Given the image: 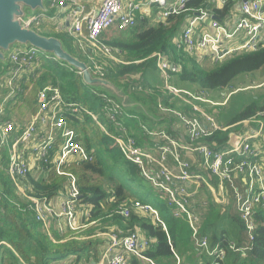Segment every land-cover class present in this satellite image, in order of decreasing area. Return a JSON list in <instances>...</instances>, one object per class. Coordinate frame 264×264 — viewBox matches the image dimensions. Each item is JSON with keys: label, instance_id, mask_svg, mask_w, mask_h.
<instances>
[{"label": "trees", "instance_id": "obj_1", "mask_svg": "<svg viewBox=\"0 0 264 264\" xmlns=\"http://www.w3.org/2000/svg\"><path fill=\"white\" fill-rule=\"evenodd\" d=\"M240 1L242 0H226L224 6L218 8L212 0H189L186 8L193 12L199 9L205 10L217 22L224 24L235 8L236 2ZM188 15L189 12L169 15L165 20L155 24L147 23L144 17H136L133 27L120 31L116 36L104 38L107 32L102 34L101 41L112 50L114 57L119 61L118 63L104 61L103 78L122 88L133 100L143 103L152 112L154 108L161 112L159 106H162L201 120V115L190 107L178 109L174 98L166 91H162L160 86L157 88L151 86L150 77L157 71L156 58L152 55L164 54L169 62L179 67V71L172 74L169 80L172 87L183 88L182 83H187L197 91L208 93L211 90L231 86L240 75L251 74L264 66V46L260 45L249 52L234 53L213 63L211 68L203 66L197 62L199 60L197 57L186 56L183 50L173 43ZM114 32L117 33L115 30ZM62 36L67 51L86 63V56L74 47L72 39L66 34ZM41 59L42 62H39L34 72L24 76L18 83L15 96L5 104L0 122L12 121L15 126L25 125L37 109V94L47 87L57 89L65 101L87 110V114L68 113L66 120L68 128L76 131L78 143L92 158L88 161L71 160L73 162L70 164L68 162L61 170L75 178L79 192L77 206L84 208L83 212L89 208V216L85 217L84 214L81 216V228L78 224L76 230H71L66 224L63 225L61 234L51 232L50 223L44 228L36 220L31 203L20 196L2 170L7 167L9 160V152L5 149L0 154V264H53L72 256L76 257L77 263L81 261L89 263L90 259H94L97 248L103 243L95 238L82 240L81 237L104 229L105 226H114L117 230H121L120 236L139 233L144 238L152 240L148 249L137 255H128L126 264L195 263L192 254L197 256L199 252L194 246L195 241L186 216L176 218L173 215L172 204L161 199L149 186L150 192L155 194L157 201L149 202L138 196L135 192L148 184L140 176L137 167L123 158L113 141L100 132L99 128L94 130L87 126L91 119L88 113L91 114L92 110H99L104 117L105 104L100 94H109L104 90L84 85L77 71L66 63L50 55H41ZM7 68V62L4 66L1 65L0 76ZM29 104L31 111L27 115L26 122L22 124L14 122V117L24 116L17 111ZM255 109L251 106L246 107L242 113L233 118L232 123L254 117L258 112ZM259 110L264 111L262 108ZM126 112L134 113L129 110ZM137 114H131L133 118L125 119L124 124L137 126V118L143 119L142 113ZM259 119L264 125V115ZM178 122L180 123L179 120ZM78 124H81L78 129L80 134L75 129ZM87 128L91 130L90 133H87ZM106 129L110 134L116 133L108 121ZM161 130L174 139L169 131ZM130 134L132 135L131 131ZM134 139L138 145L142 140L136 135ZM230 139L229 130H220L200 141L212 150L221 151L229 147ZM259 159L262 164L260 155ZM41 170L44 176L35 179L28 174L22 184L31 187L27 191L29 196L48 203L64 190L67 191L68 177L58 175L52 165L41 166ZM192 171L202 175L216 190L218 180L215 176H211L197 164ZM125 177L131 181L134 191L126 186ZM227 196L233 202L230 190ZM194 201L207 202L206 211L200 216L199 235L208 241L209 248L219 247L224 251V258L217 260V264H264V212L260 207L253 208L251 218L254 229L251 232L252 238L248 240L244 222L233 207L234 202L227 207L214 202L211 191L203 183L194 196ZM136 202L141 207L147 206L156 210L158 218L149 210L133 208L132 205ZM119 208L129 209V216L123 217L117 214ZM227 208L228 212H226ZM228 224L229 227H226ZM113 233L118 234L116 231ZM230 244H234L237 251H231ZM214 260L209 257L204 259L202 264H213Z\"/></svg>", "mask_w": 264, "mask_h": 264}, {"label": "built area", "instance_id": "obj_2", "mask_svg": "<svg viewBox=\"0 0 264 264\" xmlns=\"http://www.w3.org/2000/svg\"><path fill=\"white\" fill-rule=\"evenodd\" d=\"M188 1L177 0L173 5H168V0H102L98 9L88 14L83 12L80 0H55V7L61 9L68 6L72 17L68 36L72 39L74 47L86 56L90 71L101 78L104 61L119 62L112 50L101 41L102 34L111 28L123 31L133 27L137 14L152 7L161 9L162 21L169 15L189 12V19L176 42L177 48L189 56L201 59L206 54L218 62L234 53L249 52L260 45L264 46V0L240 1L238 11L233 13L232 22L224 24L217 22L205 10H188ZM219 2L222 7L226 0ZM48 19L53 21L54 17L49 18L46 13L37 12L29 15L24 21V27L39 29ZM203 22L209 24L206 26ZM240 34H243V39L238 44H233V40ZM41 55L33 47H14L8 53V68L0 76V86L5 90V96L0 102V117L4 114L7 101L15 96L20 80L31 75L39 65ZM152 56L156 58V67L162 78V89L169 96L208 102L205 91L187 92L172 87L169 80L172 74L179 71V67L169 62L164 54L157 53ZM100 96L105 104L104 117L116 133L110 134L99 124L100 128L113 141L123 158L137 167L140 176L158 196L172 204L173 215L176 218L186 216L197 252L206 250L204 254L215 259L213 264L222 260L225 254L219 247L209 248L208 241L199 235L200 216L205 213L207 202L196 203L194 196L202 183L211 191L214 202L225 206L230 203L233 205L234 202L233 207L244 222L246 238H252L253 208L260 207L264 212V165L260 163L259 152L253 149L251 141L263 132L264 125L259 118L264 115V111L249 119V122L255 125L252 131L231 136L227 149L215 151L200 141L216 131H226L220 128L212 117L204 114L198 106L190 108L201 115V120L159 106L162 113H170L180 121L186 140L172 139L163 130H150L139 125L142 133L153 141V149L145 150L138 146L129 128L124 126V120L133 116L124 111L121 104L112 97L104 93ZM68 113L87 114V110L65 101L57 89L47 87L37 94V109L25 125L15 126L12 121L0 122V154L5 149L9 152L7 167L2 170L16 191L31 203L36 220L44 228L59 218L63 219L71 230H76L78 226V188L75 178L65 174L61 168L72 159L88 161L92 157L78 143L76 131L68 128ZM94 119L96 120L95 117ZM168 159L173 162V169L167 165ZM192 160H195L198 167L217 178L216 190L202 175L192 171L195 167ZM47 165L55 167L58 175L68 177L69 187L59 213H55L48 203L29 196L27 191L31 187L22 184L30 170L33 171L36 167L41 169V166ZM229 190L232 192L233 202L227 196ZM132 207L149 210L158 218V212L150 207H141L137 202ZM88 211L89 208H86L83 213L85 217L89 216ZM116 213L128 217L130 210L119 208ZM119 234L121 233H109L100 264H126L128 255H137L148 249L152 242L139 233L126 236ZM229 249L237 251L234 244H230ZM177 262L179 263L178 259Z\"/></svg>", "mask_w": 264, "mask_h": 264}, {"label": "crops", "instance_id": "obj_3", "mask_svg": "<svg viewBox=\"0 0 264 264\" xmlns=\"http://www.w3.org/2000/svg\"><path fill=\"white\" fill-rule=\"evenodd\" d=\"M101 1L102 0H80L79 3L83 7V12L85 14H88L95 12L98 9ZM176 1L177 0H168L167 4L173 5ZM46 2H49L48 7H46L47 9L46 14L49 18L54 17V19L53 21L48 19L42 29L48 31L52 30L58 32L61 35L66 34L68 36V29L72 24V17L71 14L69 13L68 6L59 9L55 7V0H46ZM212 2L215 4L216 7L218 8L221 7L219 0H212ZM238 9H239V3L236 2V6L229 14V19L226 20V22L228 21L232 22L233 13L237 12ZM160 13H161L160 8L152 7L150 9L143 10L142 12L138 13L136 17H142V18L144 17L147 19V23L155 24L157 22L162 21V19L160 18ZM188 19H189V15L185 20V23L180 28L178 35H176V37L173 39L174 44H176V42L179 40L181 31ZM203 24L207 26L209 22H203ZM242 39H243V34H240L236 39L233 40V44H238ZM262 43L264 44V34H263ZM210 59L211 61L215 62L213 58L210 57ZM263 68L264 66H262L260 69L248 75H240L235 81L232 82L231 86L209 91L207 93V98H208L207 100H209V102L208 103L202 102L199 109L202 110L204 114L212 117L220 128L229 130L231 132L232 137H235L239 134H248L249 131L255 127L254 124H251L249 122V119L245 121H238L235 123H232V120L235 116L242 113L245 110V108L248 106L254 107V109L256 108L255 111L258 110V112L262 111L259 109L261 108L264 109V69ZM156 73L158 74L161 82L160 81L157 82L152 79L150 80V84L154 88L160 86V88L162 89V84H161L162 78L158 70L156 71ZM182 87L183 88H178V89L187 92L197 91L195 87L187 83H182ZM246 91H249V93L251 94L249 98H245V96L247 95ZM2 93H5V91L3 90ZM238 94L240 95L238 96ZM183 98L184 97H182L181 100ZM184 99L189 101L187 98ZM174 100L176 102V107L178 109L182 107H183L182 109H188L185 103L181 101L179 98H174ZM133 101L140 105L141 109H137V111L136 110L135 111L137 113H142L143 119L137 118L138 126H134V125H126V126L130 128L133 137L134 135L141 137L142 140L138 146L144 148L145 150L153 149V141L148 136L142 133V131L139 129V125L145 126L150 130L165 129L166 131H169V133L172 134V137L182 139L183 141L186 140L182 125L173 115L161 113L157 111L155 108L154 111L152 112L143 103L137 102L135 100ZM135 111H133L134 113H130V114L138 115L137 113H135ZM258 112H256V114ZM251 144L253 145L254 149L259 151L262 160V165H264V129L260 136L256 137L251 141ZM192 161L194 162V166H196L195 160ZM167 165L171 169L174 168V164L170 159H168ZM33 172L35 175L38 176V178L45 175L44 172L37 167L33 169ZM66 192L67 191L64 190L63 192H61L59 195H57L48 202V204L54 209L55 213L60 212ZM152 194L155 195L153 192ZM78 209L82 211L81 215L78 218L79 228H81L82 219L80 218L84 213L83 212L84 208L81 207ZM64 224L65 223L63 222V219L59 218V219H54L52 222H50L49 227L51 232L55 234H61L60 232ZM79 231H81V229ZM115 231L118 233H122L121 230H117L114 226L111 227L105 226L104 229H100L99 231L98 230L94 231L88 236L81 237L82 240L95 238L101 240L103 243L97 248V252L93 256L94 259H90L89 263H85L82 261L77 263L76 257L72 256V257H68L65 260L58 261L53 264H100L102 262L103 252L106 249L108 235L109 233H113ZM48 235L51 237L50 234ZM194 246H196L195 243ZM203 254L204 253L201 252H199L197 256L195 254H192V258L194 256V261H195V263L193 264H202L204 259L209 258L208 255L204 254L205 255L204 256ZM183 262L186 263V260L183 259ZM104 264H106V262H104Z\"/></svg>", "mask_w": 264, "mask_h": 264}, {"label": "water", "instance_id": "obj_4", "mask_svg": "<svg viewBox=\"0 0 264 264\" xmlns=\"http://www.w3.org/2000/svg\"><path fill=\"white\" fill-rule=\"evenodd\" d=\"M45 3L46 0H0V67L6 64L7 55L14 47H33L42 55H50L75 69L84 85L106 91L109 97L116 98L124 111L141 109L122 88L95 76L84 62L63 48L59 39L41 36L33 29L24 27L29 15L47 13Z\"/></svg>", "mask_w": 264, "mask_h": 264}, {"label": "rangeland", "instance_id": "obj_5", "mask_svg": "<svg viewBox=\"0 0 264 264\" xmlns=\"http://www.w3.org/2000/svg\"><path fill=\"white\" fill-rule=\"evenodd\" d=\"M48 3L49 2H46L45 4H46V7H48ZM34 31H36L39 35H41V36H44V37H49V35H53V36H51V37H55V38H57V39H59L61 42H62V45H63V48L67 51V48H66V46L64 45V43H63V41H62V38H63V36L61 35V34H59L58 32H55V31H52V30H50V31H48V30H43L42 28H40V29H33ZM120 33V31H117V33L116 32H114V30L111 28L110 30H108V32H107V34L104 36V38H108V37H114V36H116L117 34H119ZM68 52V51H67ZM41 53V52H40ZM186 56H189L186 52H183ZM42 54V53H41ZM191 57V56H190ZM204 58H207V60H203V58H201V59H199L197 62L199 63V64H201V65H203V66H207V67H210L211 65H214L213 63H215V62H213V61H211V59H210V57H204ZM86 60V65L88 64V61H87V59H85ZM203 60V61H202ZM40 61L42 62V59H41V57H40ZM83 62V61H82ZM211 68V67H210ZM264 69V68H263ZM150 79H153V80H155V81H157V82H159L160 81V79H159V76H158V74L156 73V72H154V75L152 74L151 75V77H150ZM161 82V81H160ZM162 84V83H161ZM247 92V95L245 96V98H249L250 96H251V94L249 93V91H246ZM240 94H238V96H239ZM5 96V93H2V87L0 86V102L2 101V99H3V97ZM36 96V94H34L33 95V97H35ZM208 99V98H207ZM181 100V99H180ZM181 101H183L184 103H185V105L187 106V107H195V108H200V105L202 104V102H200V101H193V100H191L190 102L189 101H187L186 99H182ZM208 102H209V100H208ZM208 102H203V103H208ZM196 105V106H195ZM235 105V104H234ZM198 106V107H197ZM30 111H31V105L29 104V105H27V106H24V107H22L21 109H19L17 112L20 114V115H24L23 116V118H16V117H14V122H17V123H19V124H22V123H25L26 122V119H27V116L26 115H28L29 113H30ZM202 111V110H201ZM203 112V111H202ZM226 115V114H225ZM91 117V119H89V121H88V124H87V126H89V127H91V128H93L94 130H98V128H99V130H100V132H102L103 134H104V132L102 131V129L100 128V126H99V124L101 125V126H103L104 127V129L106 128V119H105V117H103V115L99 112V110H92L91 111V115H90ZM94 117L96 118V120L94 119ZM127 125V124H126ZM126 125H124V126H126ZM80 126H81V124H78V125H76V128L75 129H77V131H78V129H80ZM98 126V127H97ZM138 126V125H137ZM102 127V128H103ZM127 128H129V127H127ZM107 130V129H106ZM91 132V130L89 129V128H87V133H90ZM78 133H79V131H78ZM80 134V133H79ZM254 149V148H253ZM255 151H257V152H259L258 150H256L255 149ZM259 155H260V153H259ZM72 160H75V159H72ZM69 162V164L70 163H72L73 161H68ZM29 175L32 177V178H35V179H38V176L37 175H35L34 174V172L33 171H31L30 170V172H29ZM124 182H125V184H126V186L129 188H132V190L134 191V188L132 187V183H131V181L129 180V179H127L126 177L124 178ZM151 187L149 184L146 186V187H144V186H142L141 187V189L139 190V191H136L135 193L138 195V196H140L142 199H146L147 201H149V202H155V201H157V197L155 196V195H153L151 192H150V189H149V187ZM143 188V189H142ZM151 189H152V187H151ZM153 190V189H152ZM154 191V190H153ZM225 206V205H224ZM225 207H227V206H225ZM78 208H81V207H77V211H78V218H79V216L81 215V213H82V211H80ZM229 211V209L227 208L226 209V212H228ZM226 227H229V224L226 226ZM200 252H202V253H204V252H206V250H200Z\"/></svg>", "mask_w": 264, "mask_h": 264}]
</instances>
